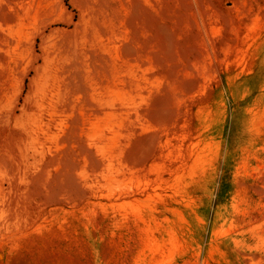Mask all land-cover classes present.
<instances>
[{"label": "rangeland", "instance_id": "374dc122", "mask_svg": "<svg viewBox=\"0 0 264 264\" xmlns=\"http://www.w3.org/2000/svg\"><path fill=\"white\" fill-rule=\"evenodd\" d=\"M40 1L0 0V264H264V0H124L118 48Z\"/></svg>", "mask_w": 264, "mask_h": 264}, {"label": "crops", "instance_id": "0c3cea01", "mask_svg": "<svg viewBox=\"0 0 264 264\" xmlns=\"http://www.w3.org/2000/svg\"><path fill=\"white\" fill-rule=\"evenodd\" d=\"M64 4L63 0H60ZM41 9L50 10L52 16L46 14L43 18L49 21L53 19H64L65 24L71 29L69 34L78 37L72 32L80 20H90L94 23L97 30L95 34L90 36L91 43H96L98 48H118L122 42L123 36V19H124V0H68V6H59L57 0L40 1ZM55 3V5L51 4ZM38 4V3H37ZM52 5V7H50ZM77 14L76 21L72 18V12ZM74 14V13H73ZM86 14L87 17H83ZM60 15V16H59ZM46 45V44H45ZM44 45V46H45ZM75 45H77L75 43ZM50 46V45H49ZM91 47V45H89ZM75 48V47H73Z\"/></svg>", "mask_w": 264, "mask_h": 264}]
</instances>
